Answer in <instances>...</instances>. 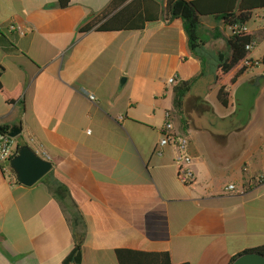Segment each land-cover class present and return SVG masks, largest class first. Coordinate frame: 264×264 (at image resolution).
Here are the masks:
<instances>
[{
	"label": "crops",
	"instance_id": "0c3cea01",
	"mask_svg": "<svg viewBox=\"0 0 264 264\" xmlns=\"http://www.w3.org/2000/svg\"><path fill=\"white\" fill-rule=\"evenodd\" d=\"M109 2L74 0L60 9L56 0H0V33L19 51L0 49V82L20 91L13 105L0 96V127L20 131L17 140L26 144L28 137L56 161L31 187L0 169V264H62L73 238L51 191L59 182L83 218L81 264H117L119 249L168 253L172 264H229L263 247L264 66L239 75L222 107L205 61L184 99L183 132L172 88L202 68L182 22L80 33ZM250 21L255 42L248 57L260 60L264 9ZM203 22L214 39L221 28L227 43L220 19ZM170 78L176 83L168 86ZM167 112L174 131L188 138V186L178 181L175 148L158 145ZM192 116L209 123L198 128ZM229 185L234 190L226 191Z\"/></svg>",
	"mask_w": 264,
	"mask_h": 264
},
{
	"label": "trees",
	"instance_id": "16d2710c",
	"mask_svg": "<svg viewBox=\"0 0 264 264\" xmlns=\"http://www.w3.org/2000/svg\"><path fill=\"white\" fill-rule=\"evenodd\" d=\"M56 1L60 9H66L74 0ZM261 9H264V0H110L103 10L85 21L79 32L84 33L90 30L101 33L142 31L148 24L162 19L167 22L175 19L180 20L187 38L188 50L191 56L200 62L202 68L198 76L188 81H180L172 88V112L179 118L182 131L185 132L187 123L182 116L184 99L205 69L206 59L202 52L204 43L199 35L200 17L211 16L220 19L227 28L246 27L252 13ZM254 42V37L249 32L230 34L227 41L230 54L228 56L219 54L217 57L214 82L219 85L216 99L222 107H227L229 88L246 68L241 67L233 77L231 74L248 57L249 51L246 50V47H253ZM0 49L7 55L19 54L8 38L1 33ZM260 62L264 66V57L260 59ZM0 96L5 104L13 105L20 98V91L16 89L13 92H8L0 82ZM169 120L171 121V116ZM8 133V127H0V134L7 135ZM16 142V148L24 144L17 139ZM53 163L56 164V161ZM0 169L5 173L2 165H0ZM46 177L47 175L41 181ZM51 191L60 202L62 213L70 226L73 238L72 249L65 256L62 264H81L85 238L82 215L73 202H66L68 191L64 185L60 182L55 183ZM250 252L258 253L264 257V246L234 256L229 264H232L240 255ZM114 255L117 264H172L168 253H145L119 249L115 251Z\"/></svg>",
	"mask_w": 264,
	"mask_h": 264
},
{
	"label": "built area",
	"instance_id": "2783aa9c",
	"mask_svg": "<svg viewBox=\"0 0 264 264\" xmlns=\"http://www.w3.org/2000/svg\"><path fill=\"white\" fill-rule=\"evenodd\" d=\"M230 34H235L238 32H247L246 27H238L235 26L233 28H228ZM18 31L21 34V31L18 29ZM251 46H247L246 50L250 51ZM261 62L259 59H251L247 57L245 61L242 63V67L246 69H250L253 67H260ZM175 79L170 78L167 81V85L171 86L174 85ZM90 100H94L93 96H89ZM170 119V113L167 112L165 114V123L160 131V139L158 141V145L160 147L162 146H172L175 148L176 151V157L174 160V164L177 169V178L178 181L184 185L188 186L191 185L193 181L192 172L190 170V165L192 162V158L188 152V138L180 133H176L173 129V125L171 123ZM16 138L10 137L7 135L0 134V165L4 167L6 170L8 167V161L9 159L14 155L13 153L16 151ZM28 146L31 147V149L34 151L36 155L46 160L47 156L43 150L42 145L35 143L33 140H29L28 143H26ZM33 144V145H32ZM234 190V186L229 185L227 187L226 191H232Z\"/></svg>",
	"mask_w": 264,
	"mask_h": 264
},
{
	"label": "water",
	"instance_id": "95a60500",
	"mask_svg": "<svg viewBox=\"0 0 264 264\" xmlns=\"http://www.w3.org/2000/svg\"><path fill=\"white\" fill-rule=\"evenodd\" d=\"M261 78H264V75ZM19 134L20 131L18 133L11 131L8 135L17 138ZM52 168L51 161L39 157L30 146L23 144L16 148L14 155L9 159L7 173L11 174L18 184L31 187L41 181ZM232 264H264V257L254 252L244 253L237 257Z\"/></svg>",
	"mask_w": 264,
	"mask_h": 264
},
{
	"label": "rangeland",
	"instance_id": "374dc122",
	"mask_svg": "<svg viewBox=\"0 0 264 264\" xmlns=\"http://www.w3.org/2000/svg\"><path fill=\"white\" fill-rule=\"evenodd\" d=\"M253 24L254 23L250 21L248 23V26L252 28L254 26ZM217 32L220 35L216 39H214L213 38L214 31L208 30L204 22L202 23V26L200 27V31H199L200 38L203 40L204 43L202 47V52L206 59L207 75H210V73H212L215 70L217 53H222L224 55L228 54L227 43H226L227 35L222 31L221 28ZM227 32L230 34L229 30H227L226 33ZM191 118L194 122V126H197L198 128L200 127L205 128V126L208 125L209 123L206 119H202V120L196 119L195 116H192ZM23 139L28 143L29 141L28 137H24Z\"/></svg>",
	"mask_w": 264,
	"mask_h": 264
}]
</instances>
